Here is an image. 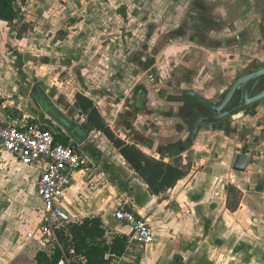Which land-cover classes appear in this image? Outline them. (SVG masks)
<instances>
[{
  "label": "flooded vegetation",
  "instance_id": "flooded-vegetation-1",
  "mask_svg": "<svg viewBox=\"0 0 264 264\" xmlns=\"http://www.w3.org/2000/svg\"><path fill=\"white\" fill-rule=\"evenodd\" d=\"M152 1H157L158 8L153 13L154 22L147 28L141 20L137 23L139 18L131 20L133 15L139 16L142 11L144 17L147 12L139 7L129 8L126 0L107 3L106 8L98 2L99 16L89 22H102L103 15L112 17L118 24L110 27L107 34L94 27V34L86 35L89 32L84 30L85 10L63 21L56 37L61 41L59 46L70 47L72 43L66 38L71 35L78 39L84 33L87 39L80 38L82 46L75 55L62 52L43 56L42 81L35 82L31 90L34 103L44 112L42 124L86 155H101L93 147L96 140L89 137L86 128L89 120L81 105V100L86 99L115 135L123 131L126 138H120L127 143L140 144L157 155L179 158L171 163L182 165L183 158L177 156L192 155L201 140L211 135L234 137L242 144L236 157L244 154L249 159L245 171L240 172L233 169L235 157L232 169L246 172L251 155L259 152L255 147L264 142L251 144L250 148L245 145L259 135L264 137V127L258 133L253 129L264 122V98L253 100L264 92V78L243 100L238 88L220 110V118L201 121L194 134L192 129L198 118L215 117L217 113L187 92L219 105L234 81L264 70V0H229L235 7L233 13H240V7H245L240 21L225 13L216 1L170 0V9L162 7L160 0ZM92 9L95 8L89 7L88 12ZM210 53L216 58L208 64ZM88 57L87 63L82 64ZM49 71L55 73L53 80L47 77ZM207 76L218 80L209 96L197 90L193 82ZM71 85H75L74 93Z\"/></svg>",
  "mask_w": 264,
  "mask_h": 264
},
{
  "label": "crops",
  "instance_id": "crops-1",
  "mask_svg": "<svg viewBox=\"0 0 264 264\" xmlns=\"http://www.w3.org/2000/svg\"><path fill=\"white\" fill-rule=\"evenodd\" d=\"M67 1L68 6L50 11L60 20L52 29L37 24L23 34L19 29L21 17L14 24L0 21V106L15 113L16 124L44 123V112L29 97L32 89L23 87L27 86L25 83L19 88V75L24 81H31L32 86L43 78L33 72V65H29V71L22 68L24 56L28 55L31 63L39 58L42 60L44 55L51 54V46L57 53L77 54L82 46L80 38L87 39L94 34V27L88 25L89 19L99 16L97 9L100 6L106 8L115 0ZM126 1L129 8L138 6L147 13L145 6L152 2ZM210 1L218 2L225 13L240 21L239 16L245 7H240V13H233L235 7L228 0ZM167 4H171L170 0ZM89 7L95 9L88 12ZM83 10L86 12L84 23H87L83 27L89 33L87 36L82 33L78 39L68 36L66 40L70 39L72 45L59 46L61 41L56 37L63 21ZM141 12L139 16L133 15L131 20L139 18L137 23L143 22L147 13L142 17ZM97 20L95 24L103 28L108 24ZM62 31L66 29L62 28ZM215 58L214 53H210L207 63ZM193 82L197 90L209 96L212 95L209 90L217 86L218 80L207 76L205 79L195 78ZM93 132L88 131L91 139ZM104 142L105 137L96 139L93 147L100 150L101 155H86L92 168L77 171L65 193L61 205L71 221L100 216L111 240L115 233L128 232V227L115 218L116 209L125 204L148 218L154 227L155 238L145 250L143 264H148V254L154 263H157L154 258L158 254L161 257L167 255L174 264H264V142L255 147L259 152L251 155L247 171L239 173L233 171L232 165L236 154L242 150V144L234 137L211 135L201 140L192 155H182L181 162L188 165V174L173 188L158 195L151 194L147 184L118 150L115 149V155L106 154L101 146ZM0 155L4 158L1 161L0 156V206H9V215L0 212V264H37V252L48 249L37 240L27 238V232L40 222L44 209L36 191L38 170L16 161L9 153L1 152ZM152 156L156 158V155ZM173 158L167 156L164 160L170 162ZM59 264L70 262L63 259Z\"/></svg>",
  "mask_w": 264,
  "mask_h": 264
},
{
  "label": "built area",
  "instance_id": "built-area-1",
  "mask_svg": "<svg viewBox=\"0 0 264 264\" xmlns=\"http://www.w3.org/2000/svg\"><path fill=\"white\" fill-rule=\"evenodd\" d=\"M14 115L0 106V153H9L16 161L38 170L36 191L44 209L40 222L27 232V238L49 247L58 241V229L71 222L61 203L74 174L79 170H90L91 162L75 144L57 140L56 134L42 123L19 125L15 123ZM115 218L128 227V232L124 233L127 246L122 255L107 254L111 258L110 264H143L145 250L155 238L152 223L125 204L116 209Z\"/></svg>",
  "mask_w": 264,
  "mask_h": 264
},
{
  "label": "trees",
  "instance_id": "trees-1",
  "mask_svg": "<svg viewBox=\"0 0 264 264\" xmlns=\"http://www.w3.org/2000/svg\"><path fill=\"white\" fill-rule=\"evenodd\" d=\"M26 2L27 0H0V21L15 23L19 19L21 6ZM81 105L89 120L87 131L104 132L126 162L144 180L151 194L158 195L168 191L188 174L180 163L166 162L164 157H151L137 144L127 143L116 136L102 123L98 112L86 99L81 100ZM56 138L60 140L59 135ZM57 240L48 249L37 252V264H59L63 259H68L70 264H110L111 258L107 254L122 255L127 246V237L123 233H115L111 240L108 239L104 221L97 215L66 223L58 229Z\"/></svg>",
  "mask_w": 264,
  "mask_h": 264
},
{
  "label": "rangeland",
  "instance_id": "rangeland-1",
  "mask_svg": "<svg viewBox=\"0 0 264 264\" xmlns=\"http://www.w3.org/2000/svg\"><path fill=\"white\" fill-rule=\"evenodd\" d=\"M160 1L164 5L162 7H165L166 9H170V5L167 4L169 0H160ZM156 4H157V2L152 1L150 3V5H146L145 6V7H147V10L149 12H148L147 17L143 21L144 22V28H147L150 23H153L154 22L152 20V18H153L152 15L154 13V10L158 8ZM68 5H69V2L67 0H31V1H29L26 4H24V5L21 6V12H20V15H21L20 16L21 17V24H20L21 25V28H19V29H22V31L24 32L23 34H26L28 31H30L31 29H33L35 27V25H37V24H45L46 26L49 27V29L50 28L52 29L53 27H56L58 25V23H59L60 20H59L58 17L54 16L55 13L50 12V11H53V10L54 11H57L59 8H63V6H68ZM136 7H138V6H136ZM46 12H49V13L46 14ZM85 13L86 12H84L83 14H85ZM158 16H159V14L157 15V17ZM96 21H98V20H94V21L92 20L91 22H88L89 23L88 25H92L93 27H95L96 30H100L103 34L104 33L107 34V30L106 29H108V30L111 29L113 27V23H114L113 22V18L112 17H109L107 15H103V20H102V22L108 23L106 25V27L103 28V27H101L99 25H96L95 24ZM142 24L143 23H141V25ZM118 28H119V26L117 27V29ZM72 34H75L76 35V33H72ZM59 36H62V33H60ZM51 49H52L51 50V53L53 55L54 54H58L54 50V47L51 48ZM53 51H55V52H53ZM24 57H25V60H23V62H21L22 68L24 70H26V71H29V69H28L29 65H33L35 67L33 72L42 77L43 74H44V70L45 69L43 67L41 58L37 59L38 61L31 63V61L29 60L30 57L28 55L27 56H24ZM37 57H39L38 54H37ZM88 59H89V57L87 59L85 58L86 61H82L81 63L82 64L87 63ZM48 75L49 76H47V77H50V79L53 80L54 79V76H55V73H52V71L51 72L49 71V74ZM24 76L26 77V75H24ZM29 80H31V79H29ZM24 83L27 84V86L24 85L23 87H27L29 89L30 88L31 89L33 88V86L31 85L32 84L31 81H26V80L24 81L23 78L19 75V81H18L19 88ZM71 86H72V88H70V91L74 93V91H76L75 85H71ZM23 89L24 88H22V90ZM29 95H30L29 97H30V99L32 101L35 100L31 92L29 93ZM263 105H264V103H263ZM261 115H263V114H261ZM261 115H259L257 118H260ZM262 127H264V122H261L259 126H256L253 129L255 130L256 133H258L259 130ZM92 131H94V132L91 133V136L95 140L96 139L97 140H100V139H102V138L105 137V142L101 146L103 147L104 152L106 154H109V155H111V154L112 155L117 154V151H116L117 149L113 146V144L110 142V140L107 138V136L105 135L104 132L101 131V133L99 134L100 131H97V130H92ZM116 136L121 137L122 139H125L126 138L125 132H123V131L118 132V135H116ZM64 141L65 140H62V142H64ZM251 141L253 143L251 142V143L245 144L246 145V148H247V146H248V148H250L251 147V144L255 145L257 143H260V142L264 141V137L259 135V136H257V139L255 140L256 142L254 141L253 138H252ZM139 147H140V149H142L143 151H145L151 157H154L152 155H156V159H162V157L160 155H157V154L153 153L152 151L148 150L147 148L142 147V146H139ZM189 155H191V154H189ZM0 156H2V155H0ZM177 157L183 158L182 155H179ZM178 159L179 158H175V159L173 158L172 161L173 162H176ZM1 161H4L3 156L1 158ZM35 206L36 205H34V207ZM8 208H9V206H7V204H3V205L0 206V212L1 213H5L6 215H9ZM142 251L144 252V249H142ZM154 259H157V263H154L153 262V259H152V261H150V256L148 254V258H147L146 262L148 264H151L150 262H152V264H174V262L172 261V259L167 258V255H166V257H161V255H158L157 254ZM123 264H127V263H123Z\"/></svg>",
  "mask_w": 264,
  "mask_h": 264
},
{
  "label": "water",
  "instance_id": "water-1",
  "mask_svg": "<svg viewBox=\"0 0 264 264\" xmlns=\"http://www.w3.org/2000/svg\"><path fill=\"white\" fill-rule=\"evenodd\" d=\"M260 78H264V70H261L255 76L250 75V76H246V77L237 79L236 81H234V83L232 84L231 88L229 89L227 95L221 101V103L219 105H216L215 103L211 102L210 100L197 95L195 92H187L188 95H191L192 97H194L199 103L208 106L212 111L217 113V115L215 117L198 118L194 124L193 129H192V134H194L196 132L197 126L201 121H216V120H218L220 118V113H219L220 110H222L228 104V102L231 100L235 91L238 88L242 92L241 99L243 100L244 95L249 90H252V88H254L257 85V82L259 81ZM238 93L239 92H237V94ZM263 96H264V92L262 94L258 95L257 97H254L253 100L257 101L259 99L264 98ZM246 100H247V97H246ZM247 105H248V102H245L244 106H247ZM139 145L140 144H138V146ZM160 156L161 157H167V155H160ZM248 159H249L248 155H244V154L237 155L236 160H235L234 165H233V169L236 171H240V172L245 171L247 163H248Z\"/></svg>",
  "mask_w": 264,
  "mask_h": 264
}]
</instances>
